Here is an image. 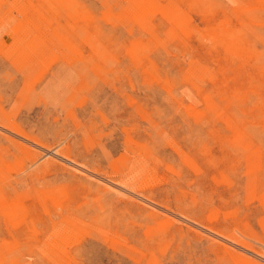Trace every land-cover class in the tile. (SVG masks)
<instances>
[{
    "label": "rangeland",
    "instance_id": "rangeland-1",
    "mask_svg": "<svg viewBox=\"0 0 264 264\" xmlns=\"http://www.w3.org/2000/svg\"><path fill=\"white\" fill-rule=\"evenodd\" d=\"M0 264H264V0H0Z\"/></svg>",
    "mask_w": 264,
    "mask_h": 264
}]
</instances>
